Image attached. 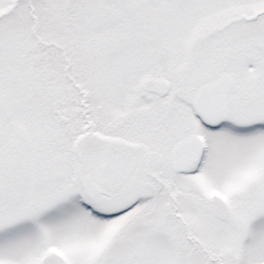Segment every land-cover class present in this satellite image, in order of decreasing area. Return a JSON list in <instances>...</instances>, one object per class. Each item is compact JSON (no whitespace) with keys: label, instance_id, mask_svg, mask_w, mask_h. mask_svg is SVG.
Returning a JSON list of instances; mask_svg holds the SVG:
<instances>
[{"label":"snow or ice","instance_id":"obj_1","mask_svg":"<svg viewBox=\"0 0 264 264\" xmlns=\"http://www.w3.org/2000/svg\"><path fill=\"white\" fill-rule=\"evenodd\" d=\"M0 264H264V0H0Z\"/></svg>","mask_w":264,"mask_h":264}]
</instances>
